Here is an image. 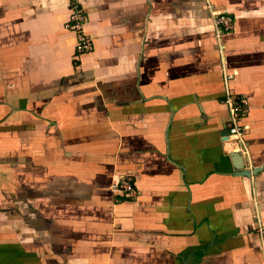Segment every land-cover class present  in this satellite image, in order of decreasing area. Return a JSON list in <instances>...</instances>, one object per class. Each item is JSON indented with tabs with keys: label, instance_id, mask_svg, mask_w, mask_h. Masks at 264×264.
<instances>
[{
	"label": "crops",
	"instance_id": "0c3cea01",
	"mask_svg": "<svg viewBox=\"0 0 264 264\" xmlns=\"http://www.w3.org/2000/svg\"><path fill=\"white\" fill-rule=\"evenodd\" d=\"M259 228L264 0H0V264H264Z\"/></svg>",
	"mask_w": 264,
	"mask_h": 264
},
{
	"label": "built area",
	"instance_id": "2783aa9c",
	"mask_svg": "<svg viewBox=\"0 0 264 264\" xmlns=\"http://www.w3.org/2000/svg\"><path fill=\"white\" fill-rule=\"evenodd\" d=\"M208 7L211 9L213 25L216 33L223 34L229 32L233 27V17L227 11L215 10L213 5L208 4ZM85 23L86 16L84 12L78 3H73L66 26L76 35L75 50L78 55L88 52L92 48V38L85 31ZM229 77V75L225 76V82H227ZM222 102L226 106L228 112L226 126V129L228 130L227 137H233L232 139L234 141H238L240 143L248 127L246 124L240 122L246 112L247 100L242 96L233 95L228 89V86H226ZM111 187L120 194L122 199H132L138 195V191L134 186L133 177L131 175L122 176L117 181L112 182ZM259 234L261 238H263L264 228H259ZM262 253L264 259V245Z\"/></svg>",
	"mask_w": 264,
	"mask_h": 264
},
{
	"label": "water",
	"instance_id": "95a60500",
	"mask_svg": "<svg viewBox=\"0 0 264 264\" xmlns=\"http://www.w3.org/2000/svg\"><path fill=\"white\" fill-rule=\"evenodd\" d=\"M222 133L224 135L228 136V130L226 128L222 131ZM235 146H236V151H235V153H233V157L236 158L237 163H236V165H234V168H235V170H237L239 172V171L244 169L243 168L244 166H242V163L240 162V158L243 159L244 156L242 154V151H241L242 149H241L240 143L238 141L235 142ZM245 173H246V171H245Z\"/></svg>",
	"mask_w": 264,
	"mask_h": 264
},
{
	"label": "flooded vegetation",
	"instance_id": "af4514ba",
	"mask_svg": "<svg viewBox=\"0 0 264 264\" xmlns=\"http://www.w3.org/2000/svg\"><path fill=\"white\" fill-rule=\"evenodd\" d=\"M226 126H227V124H226ZM248 128V127H247ZM247 130V129H246ZM246 132V131H245ZM234 141V140H233ZM234 142H236V141H234ZM240 147H241V149H242V141H240ZM242 151V154H243V156H245V153H243V149L241 150Z\"/></svg>",
	"mask_w": 264,
	"mask_h": 264
}]
</instances>
